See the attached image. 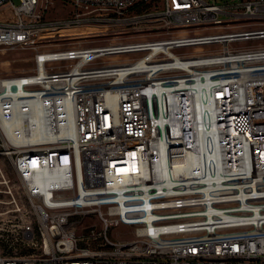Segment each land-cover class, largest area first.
<instances>
[{"label": "built area", "instance_id": "2783aa9c", "mask_svg": "<svg viewBox=\"0 0 264 264\" xmlns=\"http://www.w3.org/2000/svg\"><path fill=\"white\" fill-rule=\"evenodd\" d=\"M3 48L0 120L48 138L0 123V264H264V0H0Z\"/></svg>", "mask_w": 264, "mask_h": 264}, {"label": "rangeland", "instance_id": "374dc122", "mask_svg": "<svg viewBox=\"0 0 264 264\" xmlns=\"http://www.w3.org/2000/svg\"><path fill=\"white\" fill-rule=\"evenodd\" d=\"M210 3H215L218 5H223V4H237L240 0H208ZM11 2L19 6L20 5V0H11ZM59 7L54 8L50 12V17L51 18H56V17H66L70 13V8L68 7H63L61 3L58 5ZM207 33H212V31H208ZM83 39V38H82ZM65 40L64 38H59L56 39L55 41H61ZM66 40H69L66 38ZM82 44L85 46L91 45L90 40H81ZM69 41H67L68 43ZM255 43V42H251ZM181 52L185 53H192V49H185L182 50ZM33 53L31 51H25L21 49H7L3 48L0 49V77H7V76H18L22 74H26L30 71H33L35 68V64L32 60ZM2 143L0 141V152L3 150L1 147ZM0 170L3 172V175L6 176L7 179L14 180L15 176L13 173V166L11 165L8 160H6L4 157H0ZM3 179L2 176L0 175V202L3 203L4 205H0V211L1 212H6L8 210L7 203L9 201V197L3 193V190L5 189L4 186H2ZM17 195H19L17 193ZM91 223H93V220L87 219L84 222V226H88ZM131 230L128 229L127 227H121L119 229H115L111 231L112 236H118V235H124L125 239H130L131 234L129 233Z\"/></svg>", "mask_w": 264, "mask_h": 264}, {"label": "bare ground", "instance_id": "6f19581e", "mask_svg": "<svg viewBox=\"0 0 264 264\" xmlns=\"http://www.w3.org/2000/svg\"><path fill=\"white\" fill-rule=\"evenodd\" d=\"M200 100L197 99V102ZM199 104V103H198ZM40 108L37 107V111L35 113V116L32 117L31 123L29 125V128L27 129L25 125L24 119L19 115H12V118H6L5 116H2V120H0L1 125H3L6 134H9L13 136V139L17 142H22L24 144H32L34 142L39 141L40 139L48 138L47 129L45 126V121L42 119L41 112L39 110ZM60 116L62 117V124L64 125L65 120V114H63V111L61 110ZM37 118V119H36ZM29 130V134L27 135V131ZM62 134L68 133L69 130L63 126L62 128ZM197 159L192 158L189 160V164L191 166H194ZM126 171H131L134 169V165L131 164V162H128ZM40 181H47V177L42 175L39 177Z\"/></svg>", "mask_w": 264, "mask_h": 264}]
</instances>
